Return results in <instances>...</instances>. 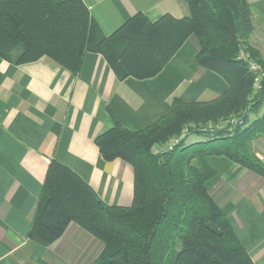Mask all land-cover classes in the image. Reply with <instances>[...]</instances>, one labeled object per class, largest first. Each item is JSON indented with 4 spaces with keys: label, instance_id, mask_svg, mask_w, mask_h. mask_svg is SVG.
Listing matches in <instances>:
<instances>
[{
    "label": "trees",
    "instance_id": "16d2710c",
    "mask_svg": "<svg viewBox=\"0 0 264 264\" xmlns=\"http://www.w3.org/2000/svg\"><path fill=\"white\" fill-rule=\"evenodd\" d=\"M185 2L183 17L151 20L139 11L105 35L83 0H0V57L14 64L48 56L79 75L86 53L95 52L120 80L148 79L194 37L198 65L228 83L213 100L174 98L169 112L137 130L109 107L113 126L95 142L106 161L120 158L134 168L132 204L105 203L52 160L28 233L32 242L50 245L74 222L104 244L91 264H255L208 182L217 175L213 157L264 178L254 150L264 135V56L249 42L255 24L248 0ZM192 135L202 139L188 143ZM171 139V148L154 150Z\"/></svg>",
    "mask_w": 264,
    "mask_h": 264
},
{
    "label": "crops",
    "instance_id": "0c3cea01",
    "mask_svg": "<svg viewBox=\"0 0 264 264\" xmlns=\"http://www.w3.org/2000/svg\"><path fill=\"white\" fill-rule=\"evenodd\" d=\"M103 34L141 11L151 20L188 13L185 0H83ZM255 24L250 44L264 41V0H248ZM252 41V42H251ZM256 45V44H255ZM189 38L155 77L120 80L103 55L88 52L79 75L48 56L14 64L0 57V264H91L104 244L72 222L50 245L28 238L52 160L80 175L109 205L130 206L134 168L106 161L96 137L113 126L141 129L169 112L174 98L208 101L228 89L196 62ZM210 193L227 214L255 264H264V178L225 157H213Z\"/></svg>",
    "mask_w": 264,
    "mask_h": 264
},
{
    "label": "rangeland",
    "instance_id": "374dc122",
    "mask_svg": "<svg viewBox=\"0 0 264 264\" xmlns=\"http://www.w3.org/2000/svg\"><path fill=\"white\" fill-rule=\"evenodd\" d=\"M252 44L254 45V47H256L257 49H259L261 51L262 55L264 56V41H262V43H261V40H259V38H256V41H255V44L256 45L253 42H252ZM220 125H223V124H220ZM201 139H202L201 136L192 135L188 139V143L194 142V141H198V140H201ZM174 142H175V140L174 139H171L165 145L156 146L154 148V150L156 152H160V151H163V150H167L168 148H170V145L172 143H174ZM254 150H255L256 154L264 161V135L262 137H260L257 141L254 142Z\"/></svg>",
    "mask_w": 264,
    "mask_h": 264
},
{
    "label": "built area",
    "instance_id": "2783aa9c",
    "mask_svg": "<svg viewBox=\"0 0 264 264\" xmlns=\"http://www.w3.org/2000/svg\"><path fill=\"white\" fill-rule=\"evenodd\" d=\"M242 56H244L245 58H248V55H247V54L242 53ZM249 62H250V67H251L253 70H255V71H259V70H261V67H260L256 62H253V61H249ZM259 81H260V78L257 77V78H256V83H259ZM173 144H174V143H172V144L170 145V148L172 147Z\"/></svg>",
    "mask_w": 264,
    "mask_h": 264
}]
</instances>
